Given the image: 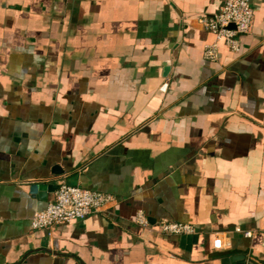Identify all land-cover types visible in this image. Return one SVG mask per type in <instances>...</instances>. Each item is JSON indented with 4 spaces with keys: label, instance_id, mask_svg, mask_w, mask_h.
Returning a JSON list of instances; mask_svg holds the SVG:
<instances>
[{
    "label": "crops",
    "instance_id": "obj_1",
    "mask_svg": "<svg viewBox=\"0 0 264 264\" xmlns=\"http://www.w3.org/2000/svg\"><path fill=\"white\" fill-rule=\"evenodd\" d=\"M249 1L239 52L221 41L211 61L198 18L222 0H0V264L264 258V0ZM62 182L116 200L33 229Z\"/></svg>",
    "mask_w": 264,
    "mask_h": 264
},
{
    "label": "built area",
    "instance_id": "obj_2",
    "mask_svg": "<svg viewBox=\"0 0 264 264\" xmlns=\"http://www.w3.org/2000/svg\"><path fill=\"white\" fill-rule=\"evenodd\" d=\"M202 26L216 36V42L207 44L204 56L211 61L218 60L219 42L233 52H239L240 37L251 32L254 24V10L249 0H222L217 12L199 16ZM113 194L86 189L80 185L62 182L54 193V199L47 208L38 211L31 219L33 229H47L57 224L74 220H81L115 201ZM136 222L146 226L149 224L145 214L139 212ZM158 230L174 235H188L196 233L195 227L188 223L170 222L167 220L158 223ZM223 246L221 238L214 240V247Z\"/></svg>",
    "mask_w": 264,
    "mask_h": 264
},
{
    "label": "water",
    "instance_id": "obj_3",
    "mask_svg": "<svg viewBox=\"0 0 264 264\" xmlns=\"http://www.w3.org/2000/svg\"><path fill=\"white\" fill-rule=\"evenodd\" d=\"M58 187V185H56L55 187H54V189H56ZM52 188V187H51ZM50 188V189H51ZM42 195V194H41ZM196 238H197V234H188V235H182L181 236V244H182V246H184V247H188L187 245H189V244H191L192 243V241H196ZM189 248V247H188ZM232 264H264V258L262 259V260H259V261H257V262H247L246 260H245V257L244 256H242V258H240V259H236V260H234V263H232Z\"/></svg>",
    "mask_w": 264,
    "mask_h": 264
}]
</instances>
